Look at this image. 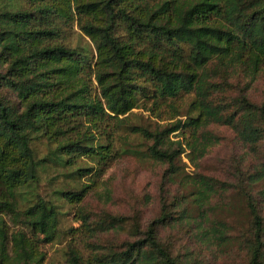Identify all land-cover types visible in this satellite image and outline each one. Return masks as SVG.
I'll return each instance as SVG.
<instances>
[{
  "label": "trees",
  "instance_id": "obj_1",
  "mask_svg": "<svg viewBox=\"0 0 264 264\" xmlns=\"http://www.w3.org/2000/svg\"><path fill=\"white\" fill-rule=\"evenodd\" d=\"M9 1L0 0V264H44L42 246L59 237L62 213L39 190L44 169L95 184L125 156L161 165L162 188L179 192L161 199L158 217L143 226L138 213L88 211L92 185L55 190L74 205L77 223L68 231L66 264H203L160 238L177 225L193 228L201 249L222 256L236 245L246 264H264V216L252 193L264 182V100L248 98L264 73V0H21L26 8ZM180 2L192 5L180 11ZM73 25L90 46L66 41ZM232 75L248 81L233 96ZM185 96L182 115L177 103ZM136 109L157 117L169 109L170 120L180 119L151 129L129 121ZM210 125L229 128L260 153L259 167L236 177L249 215V230L237 237L208 216L226 192L222 183L186 174L181 157L193 141L171 140L188 131L207 151L218 139L204 133ZM41 140L47 152L39 158ZM258 195L264 202V189ZM119 233L121 244L99 240Z\"/></svg>",
  "mask_w": 264,
  "mask_h": 264
},
{
  "label": "rangeland",
  "instance_id": "obj_2",
  "mask_svg": "<svg viewBox=\"0 0 264 264\" xmlns=\"http://www.w3.org/2000/svg\"><path fill=\"white\" fill-rule=\"evenodd\" d=\"M7 3L11 6L23 4L26 8L25 3L21 0H13ZM191 5L190 2H180L177 4V9L185 11ZM66 29V35L68 36L66 41L71 45L90 46V40L81 33L77 25ZM5 66L2 68L0 66V72H4ZM247 82V79L243 76L232 75L231 79L228 80L229 86L232 87V89L228 90L230 92L228 95L233 96L236 92L235 87L238 86L237 88L239 89L246 85ZM248 98L256 104L264 100V73L250 87ZM190 100L188 96H185L177 103L182 115L185 113L186 106ZM171 114L169 109H167V111H162L157 117L141 109H136L128 115V119L134 124H149L150 128L154 129L156 124L161 126L180 119L178 117L175 120H170ZM204 133H210L218 138L216 143H213L207 151L200 140H193L191 132L188 131L174 133L171 140H181L184 147L185 142L190 143L193 141L192 149L185 148L186 151L181 157L180 163L186 174L189 176L199 174L222 183L220 187L226 192L223 194L222 199L216 197L212 201V205H215V208L209 211L208 216L210 219L223 221L228 224L231 234L237 237L249 230V215L245 208L243 197L237 193L236 177L238 171L247 170L250 173L254 172L261 161L259 159L260 153L255 154L248 145L241 142L236 134L227 127L210 125L204 130ZM127 141L131 147H137L140 144L139 140L134 137ZM120 147L121 144L117 139L116 148ZM34 148L39 158L47 152L46 143L42 140L35 142ZM191 158H194L195 161H190ZM80 164H84V162H80ZM88 164L91 165L90 163ZM163 169L161 165L147 159L142 160L133 156H125L106 168L95 184H92V180L88 181L87 178L72 182L61 175L66 173V171L61 169L54 167L44 169L40 174V193L46 200H50L59 206V211L62 213L59 224V237L53 243L42 246L47 255L44 264H66L63 252L70 242L68 231L73 226H77L74 221V205L59 199L54 194L55 190L67 187L80 188L83 184L92 185L90 193L83 201L88 211L97 214L99 211L104 210L112 215L125 217H131L134 213H138L139 222L144 226L148 221L158 217L161 199L167 198L168 194L179 192V189L175 186H167L166 191L162 188L160 177ZM263 189L264 182L258 183L253 188L252 193L259 200V208L262 209L261 213L264 216V202L261 201L262 198L258 195ZM188 190H190L189 187L185 189V191ZM192 212L195 215V211ZM193 230V228H183L177 225L161 230L160 238L172 244L176 251H180L181 255L186 254L188 249L192 250V253H190L192 259L202 260L203 264H246L244 254L238 251L236 245H234V248H227L224 254L221 253L222 256L218 255L214 249L209 250L204 247L201 249L195 241V235L192 234ZM101 239L121 244L126 239V236L119 233L100 236L99 240ZM187 257L191 258L190 256Z\"/></svg>",
  "mask_w": 264,
  "mask_h": 264
}]
</instances>
